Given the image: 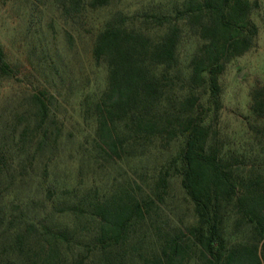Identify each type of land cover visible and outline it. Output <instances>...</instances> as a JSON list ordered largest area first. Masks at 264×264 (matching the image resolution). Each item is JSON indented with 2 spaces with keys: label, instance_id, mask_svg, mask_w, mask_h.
<instances>
[{
  "label": "trees",
  "instance_id": "trees-1",
  "mask_svg": "<svg viewBox=\"0 0 264 264\" xmlns=\"http://www.w3.org/2000/svg\"><path fill=\"white\" fill-rule=\"evenodd\" d=\"M48 1L86 24L115 0ZM259 4L112 9L90 46L105 82L81 91L76 125L47 87L21 97L0 137V264H264V172L245 174L218 126L220 78L255 46ZM13 74L0 44V79ZM250 96L264 118V87Z\"/></svg>",
  "mask_w": 264,
  "mask_h": 264
},
{
  "label": "rangeland",
  "instance_id": "rangeland-1",
  "mask_svg": "<svg viewBox=\"0 0 264 264\" xmlns=\"http://www.w3.org/2000/svg\"><path fill=\"white\" fill-rule=\"evenodd\" d=\"M180 1L115 0L105 8L92 11L86 24H72L65 22L49 1L45 5L37 0H1L0 44L15 74L0 79V137L3 122L11 119L12 107L31 93L35 85L53 92L58 114L67 128L76 125L80 121L77 101L81 91L99 90L105 82L106 68L95 66L90 59L92 33L101 21L115 8L128 12L149 4ZM259 3L252 14L258 27L255 46L230 61L220 78L223 108L218 126L224 151L243 154L241 167L245 174L253 164L264 172V135L256 132L264 129V118L254 115L250 108L251 89L264 87V0ZM51 21L53 26L49 24ZM67 29L74 36L71 49L65 47ZM55 53L60 55L57 66H52L57 70L49 68L47 60ZM77 127L88 129L82 123ZM177 185L176 182V188Z\"/></svg>",
  "mask_w": 264,
  "mask_h": 264
}]
</instances>
